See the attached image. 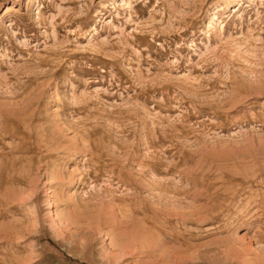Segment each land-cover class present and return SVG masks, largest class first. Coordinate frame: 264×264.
Here are the masks:
<instances>
[{
	"label": "rangeland",
	"instance_id": "obj_1",
	"mask_svg": "<svg viewBox=\"0 0 264 264\" xmlns=\"http://www.w3.org/2000/svg\"><path fill=\"white\" fill-rule=\"evenodd\" d=\"M0 264H264V0H0Z\"/></svg>",
	"mask_w": 264,
	"mask_h": 264
},
{
	"label": "bare ground",
	"instance_id": "obj_2",
	"mask_svg": "<svg viewBox=\"0 0 264 264\" xmlns=\"http://www.w3.org/2000/svg\"><path fill=\"white\" fill-rule=\"evenodd\" d=\"M10 10V6H7L6 7V12Z\"/></svg>",
	"mask_w": 264,
	"mask_h": 264
}]
</instances>
